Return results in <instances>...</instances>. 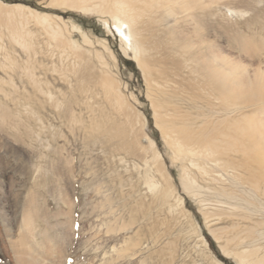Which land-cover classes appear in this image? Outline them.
<instances>
[{
    "label": "rangeland",
    "instance_id": "374dc122",
    "mask_svg": "<svg viewBox=\"0 0 264 264\" xmlns=\"http://www.w3.org/2000/svg\"><path fill=\"white\" fill-rule=\"evenodd\" d=\"M93 1L0 0V264H19L21 236L22 264L260 258L264 0H121L142 52L124 50L113 1ZM225 73L229 88L210 80ZM184 134L191 154L171 145ZM205 145L225 149L219 162ZM29 200L46 218L22 232Z\"/></svg>",
    "mask_w": 264,
    "mask_h": 264
},
{
    "label": "bare ground",
    "instance_id": "6f19581e",
    "mask_svg": "<svg viewBox=\"0 0 264 264\" xmlns=\"http://www.w3.org/2000/svg\"><path fill=\"white\" fill-rule=\"evenodd\" d=\"M54 1H56L58 3V5H60V6L67 7L68 9H71V10H77L81 13H90V12L95 11L97 8V4H98L97 1L95 2L93 0H54ZM109 1H111V0H109ZM112 1L114 4V7H113L114 9H112V13H113V15H112V17H113L112 26H113V29L116 32V34L119 36L121 44L124 47V50L126 51V50H131L133 48H137L139 52H142L143 47H145V46L144 45L142 46L141 41L137 37V34H138V31H137L138 29L136 27L137 19L133 15V10H131L130 7L125 6L121 0H112ZM13 6L18 8V9L24 8L22 4H15ZM27 11L29 12V14H32V16L34 15V17H35L34 19L38 23L44 25V27H46V30H49V32H51L52 35H54V36L61 35L60 27L56 24L55 25L51 24V22L49 21V14H47V13L40 14L38 11L31 9V8H28V7H27ZM131 39L134 40L133 44L131 43ZM206 71L209 72L208 69H206ZM230 75L231 74H227V73L222 74L221 81L218 80L217 78H214L212 75L210 80L216 84L222 83L226 87L229 88L230 83H231V76ZM260 94L261 93H258L257 95L260 96ZM182 139L184 140V142L179 141L178 138L175 137V139L172 140L171 145L173 147H175L176 151H178L180 154L183 152L189 153V154L193 153L194 149L192 150L190 148L191 139H188V137L185 136V134L183 135ZM149 142H150L151 146L154 145V142L152 140H149ZM198 144H201V143H198ZM203 147L197 146V151H199L201 153L200 157L203 158L205 161H211V162L217 161V162H219L218 160L220 159V156L223 153H225V149H222V148L218 149L217 145H215V146L205 145V147L204 148ZM188 156H189V157H187L188 159H192V157H190V155H188ZM151 159H153L155 162H157L158 169H163L162 156L159 153V151L153 150ZM153 160H152V162H154ZM235 166L232 165V168H234L233 170H235V168L237 169V167H235ZM198 170H199V168H198ZM233 170H232V172H233ZM44 171L46 172V168ZM166 172H167L166 176L168 177V179H172V177L170 176L168 171H166ZM204 173H205V171H204ZM33 202H34L33 200L28 201L30 207L28 209H26L24 215L21 218L22 221L20 223V225H21L20 230L22 232H24V230H26L27 227H29V226H31L30 229H32V230L34 229V232H35V227L32 228V226L34 225L33 224L34 222H32V221H34V219L37 220L38 217H39V219H43V220H45V218H46V216L43 214H37V213H39V211H38L39 208H37V206L35 204L33 205ZM178 202H179V205H182L183 199L181 197H179ZM3 216H4V214H3ZM8 231H9V229H8ZM32 235H34V233ZM25 240H24V236H21L17 240V242L16 241L13 242V246H14L13 250H14V253L16 255V259L19 262V264H22L24 253H26V252H24L23 249L20 248L21 247L20 243H22V244L25 243ZM257 249L258 248H255L253 250H257ZM252 254H254V256H255L256 252L254 251L251 253L250 252L246 253L245 251H241V255H240L241 261L243 263H246V264H264V257H263L264 255L261 256L260 258H257L254 256L252 257Z\"/></svg>",
    "mask_w": 264,
    "mask_h": 264
}]
</instances>
